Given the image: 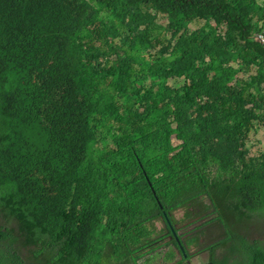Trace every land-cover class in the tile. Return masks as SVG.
I'll return each instance as SVG.
<instances>
[{
    "label": "trees",
    "instance_id": "1",
    "mask_svg": "<svg viewBox=\"0 0 264 264\" xmlns=\"http://www.w3.org/2000/svg\"><path fill=\"white\" fill-rule=\"evenodd\" d=\"M260 32L264 0H0V264H144L165 246L185 264L159 243L166 215L203 222L210 261L264 264L245 234L264 217Z\"/></svg>",
    "mask_w": 264,
    "mask_h": 264
},
{
    "label": "rangeland",
    "instance_id": "2",
    "mask_svg": "<svg viewBox=\"0 0 264 264\" xmlns=\"http://www.w3.org/2000/svg\"><path fill=\"white\" fill-rule=\"evenodd\" d=\"M162 26L164 27L166 22L161 23ZM204 24V22L202 20H196L194 21L191 25L190 28L192 30L197 29L199 27H201ZM159 33L161 36H164L166 34V32L164 31V29H160ZM119 40H116V43H118ZM119 44V43H118ZM169 84L171 86L174 87H179L183 84V80L182 79H171L169 81ZM247 148L251 149V150H256L257 152H262L264 154V125H260L258 123H256L254 125V127L250 130L249 134H248V139H247ZM175 216L177 219L182 218L183 216V210H180L178 212L175 213ZM251 221V227L249 230H247L245 232V234L248 236L249 239H255V240H264V217L260 218V217H252L250 219ZM154 226L156 227V234H158L159 232H161L162 230H164L165 228V224L162 220H158L154 223ZM183 226H187L186 223H181L178 224V227H183ZM191 227H188L187 230H190ZM101 233L105 234V228L101 229ZM156 234H153V238L156 236ZM193 239V237L189 236L188 237V243H190V241ZM168 239L164 240L167 241ZM211 242V239L208 235H204L201 237L200 239V243L201 245H206L208 243ZM162 243V242H159ZM156 246V245H155ZM28 252L29 254H31L32 250H35L36 248L33 246H29L28 247ZM199 249V247H195V245H192L190 247V253H194L197 252V250ZM162 253H159V249H156L152 254L148 255V259H145L146 257H144L143 259L140 260V262L144 261V264L148 263V264H170V261H167V259H169V254H170V246H165L163 249ZM218 255H221V250L217 251ZM8 256H9V252H8ZM177 258L180 259L181 256L179 254H177ZM211 258V255L208 251H205L203 253H201L200 255L194 256L190 259V263L191 264H205L206 262H208ZM9 259V258H8ZM150 262V263H149ZM105 264H109V259L106 258L104 260Z\"/></svg>",
    "mask_w": 264,
    "mask_h": 264
},
{
    "label": "clouds",
    "instance_id": "3",
    "mask_svg": "<svg viewBox=\"0 0 264 264\" xmlns=\"http://www.w3.org/2000/svg\"><path fill=\"white\" fill-rule=\"evenodd\" d=\"M199 20V19H198ZM196 21V20H195ZM203 21V20H202ZM204 22V21H203ZM192 24V23H191ZM190 24V25H191ZM190 25H189V28H190ZM204 25V24H203ZM202 25V26H203ZM213 25L215 26V23H213ZM201 26V27H202ZM201 27H199V28H201ZM199 28H197V29H199ZM191 29V28H190ZM192 30V29H191ZM194 30H196V29H194ZM260 33H264V32H260ZM260 33H258V34H260ZM258 34H256V37H257V39H258ZM116 40L117 39H115L114 40V43H115V45L118 47V48H121V47H123V44H122V42H121V40L120 39H118L119 40V44L118 43H116ZM127 49L130 51V52H133V51H131L130 50V48H128L127 47ZM166 217V219L168 220V222H169V225H170V229H171V231H172V235L171 236H169V237H167V238H165L164 240H166V239H171L172 237H176V239H177V242H178V245H179V250H180V252H181V254L183 255V256H188V254L186 253V248L189 250V252H190V247L192 246V245H195V247L197 248V247H199V249L197 250V252H194V253H191V254H194V255H192V257H194V256H197V255H200V254H198V252H199V250H200V248H201V243H200V239H201V237L202 236H204V234H199L200 232H197V233H195V232H193L192 231V229H194L195 227H197V226H199L200 224H202L203 222H199V223H195V224H192V225H187V223H186V225L187 226H183V227H178V224L177 225H172L171 224V222H170V220H169V218H168V215H166L165 216ZM260 218H263V217H260ZM188 227H191V229L190 230H187V228ZM102 228H105V227H102ZM101 228V229H102ZM176 229H177V231H176ZM164 230H165V228H164ZM105 231H106V229H105ZM162 232V231H161ZM161 232H159L157 235L159 236V237H161L163 234L161 233ZM179 236H181V238L179 237ZM189 236H191V237H193V239L190 241V243H188L187 241H188V237ZM248 237V236H247ZM162 241V243H165V242H167V241ZM251 240V239H250ZM252 240H255V239H252ZM182 241H184V244L182 243ZM262 241V240H261ZM182 248H184V252H182ZM170 249H171V247H170ZM173 249V248H172ZM175 252H176V255L177 254H179L180 255V253L178 252V250H176V249H173ZM205 252V251H204ZM209 253H210V251H208ZM203 253V252H202ZM191 259V258H190ZM190 259H188L187 261H186V263L185 264H191L190 263ZM167 261H170L171 263L170 264H172L173 263V261H171L170 260V258L169 259H167ZM208 262H213V261H208ZM208 262H206V263H208ZM205 263V264H206ZM216 263V262H215ZM218 264V263H217Z\"/></svg>",
    "mask_w": 264,
    "mask_h": 264
},
{
    "label": "built area",
    "instance_id": "4",
    "mask_svg": "<svg viewBox=\"0 0 264 264\" xmlns=\"http://www.w3.org/2000/svg\"><path fill=\"white\" fill-rule=\"evenodd\" d=\"M258 40L264 45V33L258 34Z\"/></svg>",
    "mask_w": 264,
    "mask_h": 264
},
{
    "label": "water",
    "instance_id": "5",
    "mask_svg": "<svg viewBox=\"0 0 264 264\" xmlns=\"http://www.w3.org/2000/svg\"><path fill=\"white\" fill-rule=\"evenodd\" d=\"M182 252H184V248H182ZM206 264H217V263H215V262H208Z\"/></svg>",
    "mask_w": 264,
    "mask_h": 264
}]
</instances>
